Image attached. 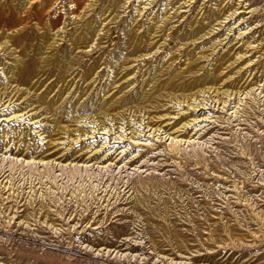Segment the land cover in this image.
I'll list each match as a JSON object with an SVG mask.
<instances>
[{
	"label": "rangeland",
	"instance_id": "obj_1",
	"mask_svg": "<svg viewBox=\"0 0 264 264\" xmlns=\"http://www.w3.org/2000/svg\"><path fill=\"white\" fill-rule=\"evenodd\" d=\"M0 264H264V0H0Z\"/></svg>",
	"mask_w": 264,
	"mask_h": 264
}]
</instances>
